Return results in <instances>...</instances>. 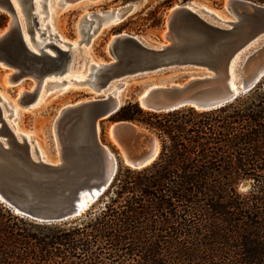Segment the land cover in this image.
<instances>
[{"label":"water","instance_id":"1","mask_svg":"<svg viewBox=\"0 0 264 264\" xmlns=\"http://www.w3.org/2000/svg\"><path fill=\"white\" fill-rule=\"evenodd\" d=\"M18 1L27 33L32 37L33 28L38 25L34 0ZM194 4L170 8L161 31L162 40L147 43L140 36L127 33L109 40V59H102L105 63L95 74L96 80H87L88 85L80 82L96 89L100 97L66 104L52 121L57 161L34 159L28 144L14 137L0 108L1 203L40 223L66 221L81 216L98 201L120 165L142 169L156 160L159 138L133 121L118 120L109 125L108 137L118 148L119 156L102 142L100 123L123 105L120 99L104 96L112 85L121 89L126 82H144L168 69L198 71L182 81L146 80L135 99L141 108L152 112L217 108L257 85L264 77V5L228 0L225 7L236 20L219 24L202 13L217 20L216 15L197 9ZM132 10L127 5L119 9L118 15L124 19ZM0 12L9 17L0 33V65L13 70L15 84L26 79L40 84L46 77H62L74 66L71 48L52 43L53 53H37L27 45L12 0H0ZM87 195L90 199L83 203L82 197Z\"/></svg>","mask_w":264,"mask_h":264},{"label":"trees","instance_id":"2","mask_svg":"<svg viewBox=\"0 0 264 264\" xmlns=\"http://www.w3.org/2000/svg\"><path fill=\"white\" fill-rule=\"evenodd\" d=\"M112 118L156 134V160L120 165L98 201L66 221L40 223L0 202V264H264V77L217 108L152 112L129 101Z\"/></svg>","mask_w":264,"mask_h":264},{"label":"rangeland","instance_id":"3","mask_svg":"<svg viewBox=\"0 0 264 264\" xmlns=\"http://www.w3.org/2000/svg\"><path fill=\"white\" fill-rule=\"evenodd\" d=\"M40 1L39 5H36L38 10H36V8L34 10L38 14L37 20L39 22L40 30H37V27L34 26V34L32 37L26 33L29 40L31 38L30 42L32 45L36 46L38 43H36L37 40L45 41V38H47L48 41L50 40L49 43H55L58 46H63L64 44L61 39L64 41L68 40L67 42L69 43H71L70 41L77 40V42L81 41L82 43L81 52L78 53V57H76V53H74V63L76 65L74 64V66L64 73L62 77L51 76L45 78L46 85L44 94L46 91L48 93L45 94L44 99L38 105H35L36 103H29L38 93V90L32 91L31 89V86L33 84L35 85L36 81L33 79H26L15 85L8 83L9 86L6 87L5 76L9 72L13 73V70H8L7 67L0 65V91L5 92L7 95V99L5 100L3 96L0 95V105L2 107L3 116L8 125L10 123L12 127L16 128L15 123L19 122L17 126L21 127L24 132L31 134L30 136L34 144L33 146L36 147L35 151L38 150V146H40L42 148V152L51 161L57 158L56 140L52 133V121L59 109L64 105L74 103L82 99L100 97V93L87 89L88 87L79 85L75 81L87 78L88 65L94 63V61L109 59L107 43L114 35L119 33L138 35L147 43H154L162 40L161 31L164 28L170 8L177 4L188 5L191 2H197L199 7H206L210 11L216 13L218 15V21L215 20L214 17L202 13L203 16L212 22L224 24L223 21L236 20L235 15L228 11L225 7L227 0H174L170 4L167 3V0H77L76 2H72L71 0ZM248 1L258 5H264V0ZM127 5L133 7V10L121 21L103 25V18L96 17L97 13L112 12L124 8ZM19 10L20 20L26 29L25 19L20 7ZM153 12H155V14H153ZM0 15L6 16L5 25L0 27L1 33L8 23L9 17L3 12H0ZM90 15H92V19L87 21L86 19H89ZM49 18L55 26V33L51 32V26L49 24L44 28V24L47 23ZM155 23L157 25L153 26ZM85 25L86 28L84 29ZM41 33L42 35H40ZM65 46L66 48L68 47L66 44ZM46 49L52 50L51 47H47ZM77 65L79 68L88 67L85 72L81 70H76L75 72L73 69ZM70 70H72V72L69 73ZM192 72L198 71L188 70L187 68L168 69L162 71L159 77H151V79L146 80L148 82H156L158 79L163 82H169L170 80L182 81ZM146 80H144V82ZM144 82L131 81L122 87L119 92V96L123 105L129 101L137 102L135 99L136 93ZM19 89H25V93L23 94L21 101L18 102L19 97L16 98V95ZM15 98L16 103L14 101ZM15 112H17L16 119L14 116ZM112 117L100 123V138L104 144L108 145L112 151L119 156L118 148L108 137V128L110 123L118 121ZM135 123L141 125L138 122ZM141 126L144 127L143 125ZM19 137L22 140L21 134Z\"/></svg>","mask_w":264,"mask_h":264},{"label":"bare ground","instance_id":"4","mask_svg":"<svg viewBox=\"0 0 264 264\" xmlns=\"http://www.w3.org/2000/svg\"><path fill=\"white\" fill-rule=\"evenodd\" d=\"M13 1V5H14V7H15V9H16V11H17V13H18V15L20 14V10H19V7H20V9H21V12H22V14H23V16H24V13H23V8H22V5H21V3L18 1V0H12ZM72 2H76L77 0H71ZM228 1V0H227ZM227 1H226V3H227ZM41 1L40 0H34V4H35V8H36V5H39V3H40ZM41 5V4H40ZM196 7H197V9H200V8H204V9H206L207 11H209L210 13H213L214 15H216V17L218 16L216 13H214V12H212V11H210L209 9H207L206 7H199L198 5H197V2H196V4H194ZM226 5V4H225ZM35 8H34V10H35ZM40 9V8H39ZM36 10H38V7L36 8ZM118 11H119V9L118 10H115V11H112V12H105V13H97V18H103V21H102V24L103 25H107V24H110V23H113V22H118V21H121V20H123L122 19V17H120L119 15H118ZM39 12V11H38ZM36 13V12H35ZM37 14V13H36ZM38 15V14H37ZM20 18V17H19ZM24 19H25V16H24ZM90 19H92V15H90L89 16V20ZM218 19V18H217ZM87 21H89L88 20V18L86 19ZM21 21V20H20ZM224 22H227V21H223V23ZM21 23H22V21H21ZM50 25L51 26V32L52 33H55V26L53 25V22H52V20L49 18V20L47 21V23H45L44 24V28L47 26V25ZM25 25H26V20H25ZM22 27H23V29H24V35H25V39H26V43H27V45L33 50V51H35V52H37V53H41V51H48V52H50V53H53V51L52 50H47L46 48L47 47H50V45L52 44V43H49V41L47 40V38H45L46 40L44 41V40H37L36 41V46H33L32 45V43L30 42V40H31V38H30V40H29V37L27 36V25H26V29L24 28V26H23V23H22ZM98 28V27H97ZM37 30H40V28H39V22H38V25H37ZM87 32H88V30H87ZM86 32V33H87ZM40 35H42V33L40 34ZM165 36H163V38H164ZM112 38H114V36L112 37ZM111 38V39H112ZM61 41L62 42H64V44H63V46H61L60 45V47L61 48H63V49H69V48H71V50L73 51V54L74 53H76V57H78V53H80L81 52V48H82V43H81V41H79V42H77V40L76 41H70L71 43H69V42H67V41H64L63 39H61ZM164 41L165 42H167V40H166V38H164ZM78 43V44H77ZM55 44V43H54ZM65 44L68 46L67 48H66V46H65ZM104 63L105 62H103V60H99V61H94V63H92V64H90V65H88L87 67H88V70H87V78L86 79H84V80H80V81H75L77 84H79V85H81V83L80 82H84L83 84L84 85H88V83L86 82L87 80H89V79H91L92 81H95L96 80V76H95V74L98 72V70L101 68V66L102 65H104ZM76 65V64H75ZM80 67H83V66H80ZM87 67H85V68H79L78 67V65L73 69V70H75V72H76V70H81V71H83V72H85V70L87 69ZM68 71V70H67ZM66 71V72H67ZM65 72V73H66ZM70 72H72V70H70L69 71V73ZM12 75H13V73L12 72H9L8 74H6V76H5V85H6V87L7 86H9L8 85V83L9 84H13V85H15V83H14V81H13V79H12ZM63 75V74H62ZM36 81V80H35ZM20 82H18V83H16V84H19ZM127 83V82H126ZM125 83V84H126ZM54 84V83H53ZM45 85H46V80L44 79L40 84L36 81V84L34 85H32L31 86V89H32V91H34V90H38V93L36 94V96H35V98H34V100H32L31 102H29V103H36L35 105H38L39 103H41L42 102V100L44 99V97H45V94H47L48 92L46 91V93L44 94V91H45ZM88 87V86H87ZM90 90H92V91H94V92H96V93H98V91H96V89H92V87L90 88V87H88ZM122 89V88H121ZM121 89H118V87H117V85H112L111 87H110V89L109 90H107V91H105L104 92V96H109V95H111L112 97H113V99L114 100H116V101H119V99H120V96H119V92H120V90ZM103 92V91H102ZM25 93V89H19V91H18V93H17V95H16V98L17 97H19L18 98V102L19 101H21V99H22V96H23V94ZM0 95H2L3 96V98H4V100L5 99H7V95H6V93L5 92H2V91H0ZM16 98H15V103H16ZM90 99H95V98H90ZM121 100V99H120ZM122 101V100H121ZM27 105V104H26ZM29 105V104H28ZM0 108L2 109V107H1V105H0ZM3 112V111H2ZM60 112V111H59ZM15 119L17 118V112H15ZM5 119V118H4ZM6 123H7V121H6ZM18 123L19 122H16L15 123V126H16V128H14V127H12V125H10V123H9V125H8V123H7V125L9 126V128H10V130L13 132V135H14V137L18 140V141H25L27 144H28V147H29V152H30V154H31V156L35 159L36 157L37 158H39V159H41V160H43V161H48V162H53V161H57L58 160V146L56 145V151H57V158L55 159V160H49L48 159V157L42 152V148L40 147V146H38V150H36L35 151V146H33L34 144H33V142H32V139H31V134L30 133H26V132H24L23 130H22V128L21 127H19V126H17L18 125ZM21 134V137H22V140H21V138L19 137V135ZM55 140H56V138H55ZM57 142V141H56ZM88 199H90L89 198V195H87L86 197H82V202L83 203H85V202H87V200Z\"/></svg>","mask_w":264,"mask_h":264}]
</instances>
